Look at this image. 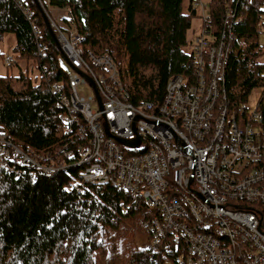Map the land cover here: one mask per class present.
Segmentation results:
<instances>
[{"label":"built area","instance_id":"obj_1","mask_svg":"<svg viewBox=\"0 0 264 264\" xmlns=\"http://www.w3.org/2000/svg\"><path fill=\"white\" fill-rule=\"evenodd\" d=\"M15 2L31 25L45 71L48 46L35 11ZM39 2L69 65L61 62L60 80L49 84L66 136L37 151L0 129V169L37 182L77 167L69 191L110 184L132 193L148 210L143 229L164 264H264L263 116L257 108L250 112L247 102L234 107L226 85L242 19L229 10L217 36L212 25H202L190 43L193 72L171 77L159 105H136L114 58L85 49L70 13V27H61ZM194 6L208 18L202 0Z\"/></svg>","mask_w":264,"mask_h":264},{"label":"trees","instance_id":"obj_2","mask_svg":"<svg viewBox=\"0 0 264 264\" xmlns=\"http://www.w3.org/2000/svg\"><path fill=\"white\" fill-rule=\"evenodd\" d=\"M47 48L46 70L31 25L15 0H0V42L7 33L16 38L15 58L33 63L40 77L26 72L0 76V129L25 147L37 151L63 143L64 126L58 118L50 81L60 80L63 58L33 0ZM68 9L83 47L111 55L121 79L138 105H159L171 77L193 72L194 57L187 51L188 33L197 16L194 0H50ZM203 26L217 36L228 11L240 17L238 40L226 67V85L234 107L247 102L253 90L262 92L257 111L264 128V44L260 41L264 0H211ZM1 55V54H0ZM2 57V55L0 56ZM79 168H71L33 182L0 169V264H164L148 245L141 246L147 208L132 193L110 184L69 191Z\"/></svg>","mask_w":264,"mask_h":264},{"label":"rangeland","instance_id":"obj_3","mask_svg":"<svg viewBox=\"0 0 264 264\" xmlns=\"http://www.w3.org/2000/svg\"><path fill=\"white\" fill-rule=\"evenodd\" d=\"M210 2H211V0H202V3L207 7V10L205 12L206 15H208L210 12V8H209ZM43 3L45 4L48 11H50L52 9L55 18L58 20V24L61 27H64V28L70 27L68 25L70 22L65 21L68 17H70L68 11L63 10V9H59L57 7L54 8L55 6H53V7L50 6L48 4V0H43ZM188 3H189V0H185V11L187 10ZM71 22H72V19H71ZM71 24H73V23H71ZM202 24H203L202 12H201V9L198 8L197 9V16L193 18L192 27L188 33L189 42H191V40L196 35L201 33ZM260 41H261V43L264 44V35H262V34L260 35ZM15 47H16L15 35L12 33L5 34L2 41L0 42V54L2 55V57H0V76L18 75L21 72H26L27 66H28L30 76L33 79L39 78L40 77V71L37 69L36 65L33 63H30L28 65L26 62L21 61V60H18L19 64L17 66L16 65L9 66L5 63L6 58H8V57L9 58H15ZM187 51L191 52V45L190 44L187 48ZM263 60H264V58H263ZM61 62H63V68L69 70V65L64 60V58L62 59ZM261 92H262V89L257 88L255 90H253V92L248 97L246 106L250 112L255 111L257 104H258V101H259V98H260ZM146 238L147 237L144 235H139V237H138L139 243L143 247L148 245V241Z\"/></svg>","mask_w":264,"mask_h":264},{"label":"water","instance_id":"obj_4","mask_svg":"<svg viewBox=\"0 0 264 264\" xmlns=\"http://www.w3.org/2000/svg\"><path fill=\"white\" fill-rule=\"evenodd\" d=\"M33 1H34L35 5H36L38 11L41 14L42 19L44 21V24H45L46 28L48 29L50 35L52 36V38L55 41V43L60 47V43H59L58 37L56 36V33L54 32L53 28L51 27L49 18L47 16L46 12L43 10V8H42L39 0H33ZM119 141L123 145L130 146V147L138 146L140 144V141L139 140H136V141L132 142V141L124 140V139H119Z\"/></svg>","mask_w":264,"mask_h":264}]
</instances>
